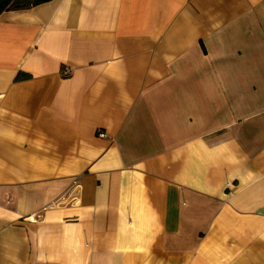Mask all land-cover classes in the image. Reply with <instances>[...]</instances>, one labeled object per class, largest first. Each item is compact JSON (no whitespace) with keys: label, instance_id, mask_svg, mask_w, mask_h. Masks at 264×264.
<instances>
[{"label":"crops","instance_id":"0c3cea01","mask_svg":"<svg viewBox=\"0 0 264 264\" xmlns=\"http://www.w3.org/2000/svg\"><path fill=\"white\" fill-rule=\"evenodd\" d=\"M35 1L0 12V264H264V0Z\"/></svg>","mask_w":264,"mask_h":264},{"label":"built area","instance_id":"2783aa9c","mask_svg":"<svg viewBox=\"0 0 264 264\" xmlns=\"http://www.w3.org/2000/svg\"><path fill=\"white\" fill-rule=\"evenodd\" d=\"M63 74L68 76L69 75V71L68 70H64ZM98 136L99 137H105V135L102 134V133H100ZM77 187H78V183L74 181L73 182V189H72V192H71L73 194V196H72L71 201L69 202L71 205H75L76 204L75 195L77 193ZM65 201H66V197H60V199L56 203H54L52 206H61V205H63L65 203Z\"/></svg>","mask_w":264,"mask_h":264},{"label":"trees","instance_id":"16d2710c","mask_svg":"<svg viewBox=\"0 0 264 264\" xmlns=\"http://www.w3.org/2000/svg\"><path fill=\"white\" fill-rule=\"evenodd\" d=\"M46 1H49V0H36L35 3H42ZM9 2L10 0H3V1L0 0V12L6 8Z\"/></svg>","mask_w":264,"mask_h":264}]
</instances>
